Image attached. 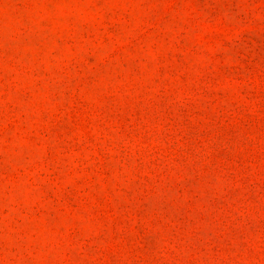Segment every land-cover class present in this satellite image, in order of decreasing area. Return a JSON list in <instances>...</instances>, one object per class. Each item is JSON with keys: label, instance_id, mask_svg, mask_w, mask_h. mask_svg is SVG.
Instances as JSON below:
<instances>
[{"label": "rangeland", "instance_id": "rangeland-1", "mask_svg": "<svg viewBox=\"0 0 264 264\" xmlns=\"http://www.w3.org/2000/svg\"><path fill=\"white\" fill-rule=\"evenodd\" d=\"M0 264H264V0H0Z\"/></svg>", "mask_w": 264, "mask_h": 264}]
</instances>
